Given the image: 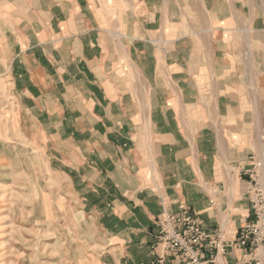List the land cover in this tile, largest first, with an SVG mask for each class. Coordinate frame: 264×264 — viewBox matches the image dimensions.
I'll return each instance as SVG.
<instances>
[{"label":"crops","instance_id":"obj_1","mask_svg":"<svg viewBox=\"0 0 264 264\" xmlns=\"http://www.w3.org/2000/svg\"><path fill=\"white\" fill-rule=\"evenodd\" d=\"M99 4L0 0V77L10 80L19 130L46 140L99 227L100 264L162 254L156 221L181 206L234 242L250 209L244 180L227 169H241L264 132V0ZM116 20L139 34L124 60ZM248 257L227 249L213 264Z\"/></svg>","mask_w":264,"mask_h":264},{"label":"rangeland","instance_id":"obj_2","mask_svg":"<svg viewBox=\"0 0 264 264\" xmlns=\"http://www.w3.org/2000/svg\"><path fill=\"white\" fill-rule=\"evenodd\" d=\"M99 3L107 12L108 0ZM108 22L107 14L101 13L105 34ZM115 22L117 60H124L127 46L139 34L126 35L121 21ZM223 33L220 38L230 34ZM17 117L10 80L0 77V264H100L98 254L104 248L99 227L83 211L80 197L59 166L51 163L46 140L24 135ZM244 152L242 168L228 166L227 171L244 180L246 197L250 174L264 182V166L255 168L264 152L263 131L259 147ZM261 261L264 264V256Z\"/></svg>","mask_w":264,"mask_h":264},{"label":"built area","instance_id":"obj_3","mask_svg":"<svg viewBox=\"0 0 264 264\" xmlns=\"http://www.w3.org/2000/svg\"><path fill=\"white\" fill-rule=\"evenodd\" d=\"M264 166V152L257 167ZM249 202L250 220L236 232L234 242L222 239L221 230H207L202 222L185 206L178 213H164L156 221L158 231L155 242L163 253L147 264H166L167 257L177 264H213L214 255L227 249L241 251L249 256L245 264H262L264 256V182L256 174H250V186L246 195ZM212 202V201H211ZM178 261V262H177Z\"/></svg>","mask_w":264,"mask_h":264}]
</instances>
